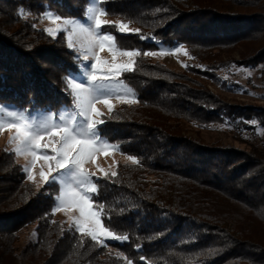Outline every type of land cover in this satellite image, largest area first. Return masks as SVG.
Listing matches in <instances>:
<instances>
[{"label": "trees", "instance_id": "16d2710c", "mask_svg": "<svg viewBox=\"0 0 264 264\" xmlns=\"http://www.w3.org/2000/svg\"><path fill=\"white\" fill-rule=\"evenodd\" d=\"M88 3L0 0V105L52 113L72 106L66 78L79 71L75 54L37 21L48 11L81 18ZM100 6L106 17L131 19L130 27L155 36L141 40L110 25L122 48L182 44L189 57L190 67L181 70L138 57L136 70L123 79L139 103L114 110V119L103 117V137L120 144L121 155L142 161L119 164L114 182H99L95 199L105 204V226L129 241L101 247L85 236L81 246L80 234L52 214L57 183L33 185L15 154L0 149V264H127L124 257L133 264H264V145L244 143L251 146L241 150L188 135L226 127L250 142L245 138L258 130L244 121L253 120L264 131V106L227 104L207 89H227L224 70L244 77L264 100V0H111ZM21 8L27 19L18 15ZM234 51L237 60L221 59Z\"/></svg>", "mask_w": 264, "mask_h": 264}, {"label": "snow or ice", "instance_id": "6c2138e0", "mask_svg": "<svg viewBox=\"0 0 264 264\" xmlns=\"http://www.w3.org/2000/svg\"><path fill=\"white\" fill-rule=\"evenodd\" d=\"M111 0H92L93 5H104ZM88 23H81L79 19H62L58 14L48 11L43 15L48 18L55 28H47L44 31L53 38L59 32L67 33V48L77 54L74 58L81 60L85 81L75 82V78L67 79V88L72 97L71 108H64L58 113L46 110L38 118L32 116L27 109H9L0 105V132L5 129L14 130L9 138L11 149L17 157L23 156L26 160L31 157L29 164L23 166V171L29 181L35 182L33 168L38 160L47 165V172L41 171L40 177L43 184L59 183L61 190L56 197L52 214L63 211L68 217L69 231L80 234L81 246L85 236L90 237L95 245L107 247V242H128V234H117L115 230L105 226L102 222L106 215L104 203H96L99 196V182L101 180L113 181L118 176V171L113 168L110 172L99 169L101 175L90 172L86 165L92 162L100 153L121 152L120 144L108 141L102 135L101 126L106 123L98 104L107 108L108 119L116 118L114 115L115 100L119 104L134 105L139 103L138 94L123 79L124 74L133 73L138 64V57H157L188 55L187 49L180 44L172 49H160L159 51H143L139 49L122 48L117 38L108 31H104L105 25H112L121 34H135L141 40L155 39V36H147L141 33L139 28L130 27L131 19L110 21L104 19L108 12L104 6H90L86 9ZM18 15L27 19L30 13L23 8ZM107 49L111 55V61L101 58V52ZM88 62V63H85ZM183 67H190L184 64ZM202 70L203 66H199ZM251 75L250 69L240 67ZM227 79V77H225ZM245 91L244 89H240ZM257 127L258 134L264 135L259 130L255 120L244 121ZM231 127V125H224ZM50 149V152L48 151ZM123 154V153H122ZM126 160L132 165H141L142 161L135 155H127ZM95 177V179H94ZM40 187V184H37ZM79 213L73 216L72 211ZM111 224V216H107ZM63 232V229H62ZM140 250V246H137ZM118 256L123 255L117 253ZM127 264L133 261L124 257ZM145 260L144 256L140 257Z\"/></svg>", "mask_w": 264, "mask_h": 264}, {"label": "rangeland", "instance_id": "374dc122", "mask_svg": "<svg viewBox=\"0 0 264 264\" xmlns=\"http://www.w3.org/2000/svg\"><path fill=\"white\" fill-rule=\"evenodd\" d=\"M90 6H100V5H93L92 0H89V3L85 7L83 16L81 18H62V19H79L81 23L87 24L88 20H87L86 9ZM104 19L114 21L113 19L108 18V17H104ZM37 22H38L37 27L42 30H45L47 28L57 27L56 24H53L44 15L42 17H39ZM109 27L110 25H105L103 30L108 31L107 28ZM58 35L62 36L67 46V33L59 32L57 36ZM163 49H168V48H163ZM169 49H172V48H169ZM69 50H72V49H69ZM72 51L76 56L77 54L74 52V50ZM99 54L101 58L104 60L111 61L112 59V55L107 49H105V51ZM229 57L235 60L239 58L237 55V52L234 51L229 56H223L221 59L223 61H227L229 60ZM148 58L152 62H159L165 65L167 68L174 69V70H181L183 68V65L189 62L188 55H184L183 53H180L177 55H166V56H157V57H148ZM85 63H88V62H85ZM77 64H78L79 71L73 78H75V82H83L85 81L86 78L84 76V69H83L81 60H77ZM225 77H227V79H225ZM220 79L221 81H227V89L218 90L217 88L213 86H207V89L212 94L216 95L217 97L222 98L227 104L233 105L235 103H242L244 105H255V106H261V107L264 106V100H261V97H260L261 91L256 89L254 86H252L251 83H248L244 77L238 80V77H235L234 75L231 76L225 73V71L223 70L222 72H220ZM236 83H239V85H235ZM236 86H239V87H236ZM241 88L244 89L245 91H241L240 90ZM113 104H114V110H118L122 106H125L124 104L117 103L115 100H113ZM5 106H7L9 109H21V108H17L16 106H11V105H5ZM97 108L102 113L105 114L104 116L107 115L106 106H104L103 104H98ZM29 113H31L32 116H36L38 118L41 114L44 113V111H33ZM185 127L188 128V126H185ZM13 134H14V130H8V129H5L3 132H0V149L4 151H6V149H11L12 146L9 145V138ZM188 135L200 138L201 141L206 144L233 146L241 150L247 149L248 148L247 145L251 146V144L264 145V137H262V135L258 133H256L255 136L245 138V139H249L250 142H248V141H243L244 139L242 140V138L244 137L239 135L237 131L226 128V127L211 126L207 130L200 131L198 135L195 134V132H191V131H189ZM244 143H251V144H244ZM48 151L50 152V149ZM6 152L11 153L10 151H6ZM30 160H31V157H29V159L26 160L23 156H20V157L16 156V161L20 164L22 169H23V166H25L26 164H29ZM127 162L128 161L126 160V156L121 155L119 152H108V153L100 152L95 156L92 162H89L86 165V167L90 172H94L97 174V176H100L101 173L99 169H104L110 172L113 168L116 169V167L119 164L127 163ZM32 170H33L35 182L29 181L28 179L27 180L35 186H37V184H40V186L43 185V183L41 182L40 172L42 170L47 172V165L44 163V161L38 160L36 163V166ZM57 185L59 187V192L57 194L58 196L61 190V186L58 182H57ZM72 215L78 216L79 213L73 210ZM54 216L60 223H62L63 225L69 228L68 217L65 216L63 211L56 212ZM108 242H113V241L109 240Z\"/></svg>", "mask_w": 264, "mask_h": 264}]
</instances>
